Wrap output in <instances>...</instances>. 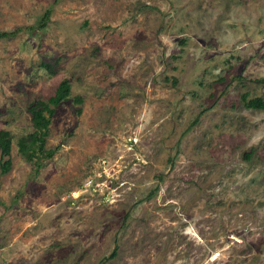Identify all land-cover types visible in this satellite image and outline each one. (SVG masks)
<instances>
[{
  "label": "rangeland",
  "instance_id": "rangeland-1",
  "mask_svg": "<svg viewBox=\"0 0 264 264\" xmlns=\"http://www.w3.org/2000/svg\"><path fill=\"white\" fill-rule=\"evenodd\" d=\"M47 7L0 37V264H264V0H0V29Z\"/></svg>",
  "mask_w": 264,
  "mask_h": 264
},
{
  "label": "trees",
  "instance_id": "trees-1",
  "mask_svg": "<svg viewBox=\"0 0 264 264\" xmlns=\"http://www.w3.org/2000/svg\"><path fill=\"white\" fill-rule=\"evenodd\" d=\"M50 13V7L44 9L41 15L33 24L27 25H20L13 29H0V37L10 36L16 33L21 28H26L28 30H35L37 28H42L45 26L46 21L48 20V16ZM69 90V83L66 79L60 80L56 86L54 87L52 93L48 95L45 99H36L32 102L28 110L30 112V121L34 127V131L29 134V141L28 143L33 145V152L36 157H47L52 154L54 148L45 149L43 147L44 136L46 134L47 126L49 123V117L54 111L55 106H57L62 100H64L68 95ZM75 101H79L80 97L75 96ZM246 105L253 107V108H264V99L260 97H251L247 99ZM8 131L5 129H0V155L6 156L1 164L0 168L1 171L4 172L7 170L9 165V138H8ZM18 149L23 154L26 153V143L25 141L20 138L17 141ZM37 152V155H36ZM32 154V153H31ZM32 156V155H31ZM38 163V162H37Z\"/></svg>",
  "mask_w": 264,
  "mask_h": 264
}]
</instances>
